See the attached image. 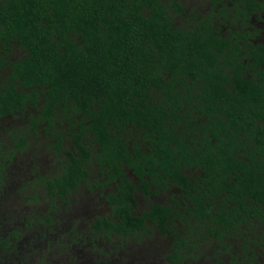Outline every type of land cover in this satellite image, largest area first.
<instances>
[{
    "label": "trees",
    "instance_id": "trees-1",
    "mask_svg": "<svg viewBox=\"0 0 264 264\" xmlns=\"http://www.w3.org/2000/svg\"><path fill=\"white\" fill-rule=\"evenodd\" d=\"M240 3L252 6L239 11L243 17L258 7L256 0ZM37 5L43 6L42 23ZM138 5L139 0H7L0 20L8 21L14 36L22 31L25 48L33 52L18 66L23 82L51 84L45 111L54 112L55 104L66 110L70 104L84 119H94L103 169L113 166L128 181L130 191L120 189L110 198L115 219L104 221L108 228L140 237L155 227L169 238L165 253L171 264L193 258L197 242L209 238L229 252L235 240L243 253L236 259L254 264L256 247L264 250L258 237L264 225V45H253L242 33L223 36L218 24L212 26V14L183 30L172 26L167 8L152 0ZM69 28L81 43L66 39ZM24 94L35 102L38 92ZM18 95L0 93V114L13 111L8 103L11 98L18 102ZM128 123L138 132L132 151L128 140L110 128ZM26 142L19 141L18 148ZM75 143L86 158L81 138ZM71 159L73 164L43 187L51 198L68 193L88 175L85 161L76 155ZM125 165L145 191H151L149 179L158 190L179 189L185 210L173 199L134 215L135 186L125 176ZM28 218L35 222L38 217ZM9 238L0 243L8 247ZM220 255L217 250V264H222Z\"/></svg>",
    "mask_w": 264,
    "mask_h": 264
},
{
    "label": "flooded vegetation",
    "instance_id": "flooded-vegetation-1",
    "mask_svg": "<svg viewBox=\"0 0 264 264\" xmlns=\"http://www.w3.org/2000/svg\"><path fill=\"white\" fill-rule=\"evenodd\" d=\"M240 2L241 0H233V7L229 8L226 5L217 13V15H220L222 10L227 12V17L224 18L227 24L226 31L221 27V24L217 25L215 23V25L219 26L217 27L219 33L223 36L233 35L234 38H238L240 33H242V35L244 34V36L247 37L248 42H251L253 45H264V0H256L258 7L254 8L255 10L249 14V17L240 16L239 11L246 12V10L252 8V6H245ZM5 3H7V0H0V7L4 6ZM42 7V5L36 6V8L39 9L38 18L41 19V23L44 20L42 19ZM172 9L177 13V10L173 7ZM166 10L170 11L169 9ZM211 17H213V13ZM172 21L173 18L171 19V22ZM228 21H230V23ZM211 22L213 26V20ZM69 23L72 24L69 27H73L71 15L69 16ZM197 24L190 25L189 27L196 26ZM39 26H41V24ZM13 34L14 33L10 31L8 21L1 19L0 42L3 43L5 58L11 57L17 47L27 49L25 48V36H21L22 31H18L16 36ZM68 35L69 36H66L67 40L76 39L78 43H81L80 38L78 36L74 37L73 30L70 28L68 29ZM50 37L54 43L57 42L55 34ZM240 42L243 43V46L247 45L246 41ZM27 50L29 54L21 63L25 62L27 58H33L32 50L29 48ZM21 63L17 64L12 62L13 74L6 81L0 80V85H2V87H0V93L9 91H13L14 94H16V92L19 93L18 102L11 98L8 103V107L12 106L13 111L0 114V119L15 118L18 114L22 115L28 113L32 122L29 130H13L11 133H8L9 135H13L12 140L15 148L5 149L4 143L0 142V223H7L9 226H13L14 230H17L16 234H13L14 230L8 234V238L12 236V238H9L10 245L8 247H3L2 251H0V258L6 259V262L10 264H33V261L37 264H51V257L59 255L61 252H68L74 244H77L79 245L77 247L78 249L91 245V249L101 255L99 259L91 261L85 257V259L89 260V264H154L153 262L156 261V259H153V255H151V251H149L150 249H147V247H139L138 253L136 254L137 256H135L134 244L127 240V238L134 237V233L121 234L118 229L113 230L112 228H108L104 223L105 220L115 219L113 203L110 200L112 194L119 196L120 189H124L127 192L131 189L128 185V181L122 179L118 174L117 168L110 166L108 168L109 171L103 169L99 155V153H101V147L99 144L95 146L94 137L96 131L94 128L96 127L94 119H89V116L87 119H84L80 113L75 112L76 110L73 109V106H70V104L66 107V110L63 109V106L55 104L56 110L48 114L38 101L41 95L47 96L46 94L50 91L51 84L26 85L18 71V66H20ZM250 70L253 69L250 68ZM34 90L38 92L35 102H33L34 98H30V96L24 94L25 92L31 93ZM20 97H22L23 100H21ZM60 128L62 129L60 130ZM110 128L118 137H122L123 141L128 140L127 146L132 151L135 135H138L137 129H134L132 123L126 124L123 129H115V126L112 125H110ZM40 129L44 130V135H49L51 138V140L48 139V141L44 143V145L46 144V148L52 150L51 154L53 156L54 152L61 155V157L56 159L58 164H60L58 168H55L54 164H52L51 160L48 158L47 154L50 153L47 152L44 154L36 149L37 147L44 148V146L42 147L39 143L32 146V141L28 135L38 136ZM5 134L6 133L0 132V135ZM78 137L81 138L83 145L89 152L86 158L81 156V150L75 143ZM24 138L27 140L25 143L26 146L23 145L20 149L18 148V142L22 141ZM66 142L68 143L67 145H65ZM72 155H76L79 157V160L85 161L83 165L88 175L84 180L80 181L76 188L69 187L68 193L61 197L55 196L51 198L48 190L45 188L43 189V187L51 179L54 180V178H57V176L64 171L66 165L69 167V164H73V160L71 159ZM123 170L125 176L131 179L135 186L133 194L136 205L134 206V203H131V206H134L132 209L134 215L143 216L145 211L152 207V204L173 203V199H177L178 203L181 204L179 206L181 211L185 210L183 202L184 197L181 195L179 189L170 187L166 189L159 188L158 190V187L154 186L152 180L149 179L148 182L151 191H145L141 188L140 181L133 173V169L125 165ZM30 186L35 189V192L32 191L31 193H27V189L30 190ZM83 190L85 191L82 194L78 196L74 195L76 192H81ZM155 191H157V193ZM41 192L44 196L39 195ZM91 193H95L94 195L98 200L96 202L98 203V208L96 204L91 203L88 209L78 211L81 204L88 200V195ZM166 193H170V195H162ZM42 199H44L46 204L50 205L51 208L52 203H55L57 207L54 210L52 208L54 212L48 211L45 213L43 219L38 217L36 218V222L33 220L24 221L23 219H26L27 216L30 215L29 212L24 215H21V213L20 215H18L19 213L17 215L15 214L14 217L11 215L16 209L18 210V205L22 203L26 204V201L29 203L41 202ZM76 201L78 203H76ZM71 204H73V209L69 213L66 212L67 218L72 222H77L76 225L79 223L80 225L86 223L87 228L84 230V233L81 232L80 236L82 238H74L76 235L75 233L80 230V227L67 229L66 236L70 237L64 240V237L61 236L63 241L58 239L60 248L57 250L58 246L53 240L55 236H59L60 233L62 234L64 231L60 219H63V213ZM54 213H56L57 216H55ZM47 214L51 216L50 221L46 220ZM34 217L36 216L34 215ZM56 217L60 219L57 218V220H55ZM15 220H20V224L17 225V221ZM42 223L46 224V226H38ZM96 224H98V226H95ZM150 225L153 226L152 224ZM154 229L158 230L155 227ZM28 230H31L33 233L30 235ZM141 234L146 235L145 232ZM97 236H104L107 241L117 238L120 242L117 243L118 245L116 246L102 250L95 245V242L99 241V239L94 238ZM42 239L45 240L43 241ZM66 241H68V243H66ZM130 242L132 245L128 247L127 244ZM167 242L168 245L165 251L170 247V242ZM40 248L44 249L46 254H42L37 262L39 251L43 253ZM144 253L150 257L144 258ZM186 262L187 261L184 263ZM159 264H171L166 259V253H164L163 259L160 260Z\"/></svg>",
    "mask_w": 264,
    "mask_h": 264
},
{
    "label": "snow or ice",
    "instance_id": "snow-or-ice-1",
    "mask_svg": "<svg viewBox=\"0 0 264 264\" xmlns=\"http://www.w3.org/2000/svg\"><path fill=\"white\" fill-rule=\"evenodd\" d=\"M136 2L137 0H130V3ZM145 2L146 0H139L138 6L142 7ZM152 2L158 7L169 9L171 11V15L173 16L172 26L175 28H182L184 30H187L190 25H195L200 21H203L214 11L219 13L220 9L224 8L226 5L229 8L234 6L233 0H152ZM174 4L182 5L184 11L181 13H176L172 9V5ZM145 15L151 16L152 12L146 9ZM212 20L216 24L223 23L224 14L221 13L218 16H213ZM228 22L230 23V21ZM28 54L29 53L27 49L17 47L11 57L5 58L3 43L0 42V65H2L0 66V80L6 81L13 74L12 62L19 64ZM0 87H2V85H0ZM38 103L41 106L46 105V97L41 95ZM162 195H170V193ZM19 224L20 221H17V225ZM86 228V223H82L80 225V231L82 233H84ZM13 230V226H9L7 223H0V241L7 239L8 234ZM240 230L243 231V224L240 225ZM258 237L261 243H264V225H262L258 230ZM251 238L256 239L257 233H253ZM198 242L204 243L203 241ZM231 243L233 246L229 252L227 249H221L220 241L209 238V240L206 242L207 250L205 251L204 255L199 257V259L196 261V264H217V250H220L221 252L219 259L222 261V264H240V261L237 260L236 257L242 256L243 253L236 245L235 240H233ZM3 247V243H0V251H2ZM252 250V247L249 246V252ZM256 251L259 253V258L254 262V264H264V250H261L257 246ZM86 256L90 257L91 253H87L83 249H78L77 247L73 246L68 252H61L59 255L52 258L51 264H89V260L85 259ZM0 264H6V259L0 258ZM33 264H35L34 261ZM186 264H191V262H186Z\"/></svg>",
    "mask_w": 264,
    "mask_h": 264
},
{
    "label": "rangeland",
    "instance_id": "rangeland-1",
    "mask_svg": "<svg viewBox=\"0 0 264 264\" xmlns=\"http://www.w3.org/2000/svg\"><path fill=\"white\" fill-rule=\"evenodd\" d=\"M220 24H221V27H223V29L226 31L227 30V24H225L224 22L220 23ZM263 31H264V29H263ZM28 112H32V111H28ZM31 123L32 122H31V119H30L28 113L22 114V115L18 114L15 118L0 119V132L6 133L5 134L6 137H5V135H0V142L4 143V148L5 149L15 148V146L13 145L14 142L12 140L13 135H9L8 133H11L13 130H20V131L29 130L31 128ZM61 129L62 128H60V130ZM28 137H30V139L32 141V146L36 145L37 143L41 144L42 147L44 146V148L37 147L36 149H38L40 152H42L44 154L47 152L50 153V154H47L48 158L51 160L52 164H54L55 168H58V166L60 164H58L56 159L61 157V155L54 152V156H53L51 154L52 150L47 149L46 144L44 145V143L46 141H48V139L51 140L49 135H44V130L40 129L38 136L28 135ZM67 144L68 143L66 142L65 145H67ZM32 191L35 192V189H33L30 186V190L27 189V193H31ZM84 191L85 190H83L81 192H76L74 195L78 196V195L82 194ZM94 194L91 193L88 195V197H89L88 200L85 202L83 201L84 203L81 204L78 211H81L83 209H88L90 207L91 203L96 204V206L98 208V203H96L98 200ZM39 195L44 196L42 192L39 193ZM76 203H78V202L76 201ZM45 204H46V201L44 199H42L41 202H30L29 203L26 201V204L22 203V204L18 205L19 206V208L17 206L18 210L16 209L15 212L12 213L11 215L14 217L15 214L17 215L19 213V215H20V213H21V215H24L27 212H29L30 216L33 217L35 215L36 217L43 219L45 216V213H47L48 211L54 212L50 205H48V204L45 205ZM36 207H38V209ZM72 209H73V204H71L70 207L67 208V210L63 213L64 216H63L62 220L59 218L61 216L56 217V219H55V220H57V218L60 219L61 225L63 226V229H64V231L62 232L63 235L60 233V235L57 237L55 236V238L53 240V242L58 246L57 250H59V248H60L58 245V243H59L58 239L63 241V239L67 240L70 237V236H66L67 229H73V228L75 229L76 227H78V228L80 227V223L76 225L77 222H72L71 220H69L67 218V213H69ZM54 214H55V216H57L56 213H54ZM30 219L31 218H28L27 220L29 221ZM23 220L26 221V219H23ZM11 221H13V220H11ZM15 221H17V220H15ZM18 221H20V220H18ZM38 226L43 227V226H46V224L42 223L41 225H38ZM179 226H180V223H179ZM28 232L30 235H31V233H33L31 230H28ZM75 234L76 235L74 236V238H78V237L82 238L80 236V234H81L80 230H78ZM61 236L64 238L62 239ZM94 238L99 239L98 242H95V245L102 250H106V249L111 248L112 246H116V245H118L117 243L120 242V240L117 238H113L111 241L105 240L104 236H97ZM42 240L44 241L45 239H42ZM127 240L131 241L134 244L135 256H137L136 254L138 253L139 247H141V248L147 247V249L149 248L150 249L149 251H151V255H153V259H156V261L153 262L154 264H159L160 260L163 259L164 253L166 252L165 249L168 245V242H167L168 237L165 236L164 233H162L158 230H155V229H153L152 233H150V234L146 233V235H143L140 237H137V236L130 237V238H127ZM131 242L127 244L128 247H130L132 245ZM66 243H68V241H66ZM197 244H198V249L195 251V256L193 258L190 257L187 261V262L190 261L191 264H196V261L199 259V257L204 255L205 251L207 250V244L205 242L204 243L197 242ZM74 246L78 247L79 245L74 244ZM82 249L87 253H91L90 257L86 256V258L90 259V261L99 259L101 256L99 253H96L93 249H91V245L84 246ZM40 250H42L43 253H41L39 251L37 262L39 261L38 259L41 258L42 254H46L44 249L40 248ZM55 256H57V255H55ZM55 256H53L51 258H54ZM143 257L146 258V257H150V256L149 255L147 256L144 253ZM209 259H211V258H209ZM35 264H37V263L35 262ZM184 264H186V263H184Z\"/></svg>",
    "mask_w": 264,
    "mask_h": 264
}]
</instances>
